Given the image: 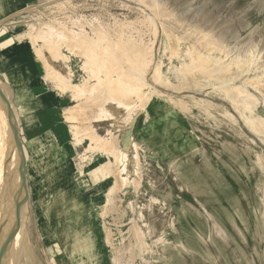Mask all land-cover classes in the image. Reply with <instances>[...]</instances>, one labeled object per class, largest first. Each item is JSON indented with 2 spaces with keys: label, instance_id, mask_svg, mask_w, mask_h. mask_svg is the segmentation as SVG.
<instances>
[{
  "label": "rangeland",
  "instance_id": "obj_1",
  "mask_svg": "<svg viewBox=\"0 0 264 264\" xmlns=\"http://www.w3.org/2000/svg\"><path fill=\"white\" fill-rule=\"evenodd\" d=\"M2 4L1 50L27 42L57 93L23 121L0 62L25 151L20 254L32 233L34 264H264V0Z\"/></svg>",
  "mask_w": 264,
  "mask_h": 264
},
{
  "label": "bare ground",
  "instance_id": "obj_2",
  "mask_svg": "<svg viewBox=\"0 0 264 264\" xmlns=\"http://www.w3.org/2000/svg\"><path fill=\"white\" fill-rule=\"evenodd\" d=\"M55 2V1H54ZM153 2V0H152ZM147 5V4H146ZM160 7V6H159ZM151 8V7H150ZM157 9V8H156ZM163 10V9H162ZM165 10V9H164ZM152 11V10H151ZM20 12V11H19ZM150 17V16H149ZM164 17V16H163ZM162 19V17H161ZM165 19V18H164ZM146 20V19H145ZM79 22V21H78ZM77 22V23H78ZM87 22V21H86ZM154 22V21H153ZM168 22V21H167ZM90 24V23H89ZM76 26V25H75ZM162 27V26H161ZM116 34V33H115ZM193 36V35H192ZM60 38V37H59ZM110 38V37H109ZM108 38V39H109ZM196 38V37H195ZM198 39V38H197ZM48 41V40H47ZM75 41V40H74ZM84 41V40H83ZM87 41V40H86ZM90 41V40H89ZM74 43V42H73ZM77 43V42H76ZM197 43V42H196ZM49 44V43H48ZM88 44V43H87ZM153 44V43H152ZM69 45V44H68ZM75 45V44H74ZM81 45V44H80ZM194 45V43H193ZM50 46V45H49ZM79 46V45H78ZM226 46V45H225ZM53 47V46H52ZM57 47V46H56ZM75 47V46H74ZM74 47L72 48L74 50ZM82 48V47H80ZM89 48V47H88ZM187 48V47H186ZM225 48V47H224ZM227 48V47H226ZM83 49V48H82ZM193 49V48H192ZM206 49V48H205ZM240 49V48H239ZM71 50V49H70ZM76 50V48H75ZM187 50V49H186ZM250 50H253V49H250ZM189 50L185 51L186 53L188 52ZM208 51V49H207ZM54 52V51H53ZM83 52V51H82ZM88 52V51H87ZM92 52V51H91ZM193 52V51H191ZM196 52V51H195ZM251 51H249V58H252L253 54H255V51H253L254 53L251 54L250 53ZM78 53V52H77ZM257 53V52H256ZM57 54V53H56ZM201 52L198 54L200 55ZM204 54V53H203ZM251 54V55H250ZM58 55V54H57ZM84 55V53H83ZM95 55V54H94ZM197 55V56H198ZM202 55V54H201ZM217 55V54H216ZM235 55V54H234ZM52 56V54H51ZM190 56V55H189ZM192 56H193V53H192ZM191 56V57H192ZM197 56L195 55L196 57V60H197ZM204 56V55H203ZM207 56V55H206ZM240 56V55H238ZM238 56L236 58H238ZM95 57V56H94ZM194 57V56H193ZM214 57V56H213ZM218 58L220 57V55L218 54L217 56ZM241 57V56H240ZM98 58V57H97ZM111 58V57H110ZM221 58V57H220ZM56 59V58H55ZM115 59V58H114ZM200 59V58H199ZM239 59V58H238ZM237 59V60H238ZM101 60V59H100ZM103 60V59H102ZM191 60V59H190ZM193 60H195L193 58ZM203 60V59H202ZM225 60V59H224ZM242 61V59H240ZM238 60V61H240ZM151 61V60H150ZM198 61V60H197ZM118 62V61H117ZM194 62V61H193ZM204 62V61H203ZM213 62V61H212ZM190 63V62H189ZM197 63V62H196ZM195 63V64H196ZM199 63V61H198ZM197 63V64H198ZM201 63V62H200ZM210 63V62H209ZM223 63V62H222ZM238 63V62H237ZM93 65V64H92ZM98 65V64H96ZM203 65V64H202ZM201 65V66H202ZM197 66V65H196ZM95 67V65H94ZM184 68H189L190 67H184ZM183 68V69H184ZM192 68V66H191ZM131 69V68H130ZM129 69V70H130ZM202 69V68H201ZM218 69V68H217ZM188 70V69H187ZM117 71V70H116ZM185 71V69H184ZM194 71V70H193ZM217 71V70H216ZM213 72H215L213 70ZM222 72V70H221ZM106 73V72H105ZM157 73V72H156ZM219 73V72H218ZM185 74V73H184ZM210 74V73H209ZM219 75V74H218ZM120 76V75H119ZM187 76V75H186ZM220 76V75H219ZM160 77V76H159ZM213 77H216V76H213ZM198 78V77H197ZM201 78V77H200ZM208 78V77H207ZM121 79V78H120ZM118 79V80H120ZM126 79V78H125ZM137 79V78H136ZM117 80V82H118ZM138 81H139V78H138ZM256 81V80H255ZM121 82L123 83V80H121ZM141 83V81H139ZM120 83V82H119ZM128 83V82H127ZM132 83V81H131ZM136 83V82H135ZM134 83V84H135ZM252 83V82H251ZM257 83V82H256ZM133 84V83H132ZM137 84V83H136ZM143 84V83H142ZM186 84V82H185ZM210 84V83H209ZM249 84V83H248ZM125 86V85H124ZM131 86V85H130ZM179 86V85H178ZM184 86V85H183ZM243 86V85H242ZM241 86V87H242ZM121 87V85L119 86ZM118 87V89H119ZM239 87V86H238ZM239 87V88H241ZM133 88V87H132ZM237 91H240L242 94V88ZM82 90V89H81ZM127 90V88H126ZM7 91V90H6ZM244 92V91H243ZM231 93V92H230ZM239 93V92H237ZM90 94V93H89ZM94 94V93H93ZM245 94V93H244ZM82 95V94H81ZM235 95V94H234ZM237 95V94H236ZM106 96V94H105ZM104 96V97H105ZM107 96H109L107 94ZM106 96V97H107ZM246 96V95H245ZM244 96V97H245ZM248 96V94H247ZM86 97V96H85ZM239 97V96H238ZM87 98V97H86ZM111 98V96H110ZM240 98V97H239ZM243 98V97H242ZM107 99V98H106ZM245 99V98H244ZM243 99V100H244ZM249 99V98H248ZM91 100V99H89ZM105 100V99H104ZM239 100V99H238ZM247 100V98H246ZM108 102V100H106ZM254 101V100H253ZM103 102V101H102ZM105 102V101H104ZM111 102V101H110ZM245 102V100H244ZM112 103V102H111ZM235 103V102H234ZM249 103V102H248ZM251 103V102H250ZM255 103V102H254ZM101 104V103H100ZM110 104V103H109ZM106 105V103L104 104ZM105 107V106H104ZM102 107V108H104ZM115 108V107H114ZM106 108H104L105 110ZM112 109V108H111ZM119 109V108H118ZM108 110V109H107ZM107 110H105L107 112V114H109L110 112H108ZM113 110V109H112ZM115 110V109H114ZM246 110V109H245ZM101 111V110H100ZM104 113V111H102ZM105 112V113H106ZM112 113V112H111ZM82 115V114H81ZM111 115V114H110ZM118 117V116H117ZM260 120H262L260 118ZM256 121V120H255ZM261 122V121H260ZM264 122V121H263ZM262 122V125H263V128H264V124ZM256 124H258V122H256ZM261 124V123H260ZM0 125L3 126L4 129L7 130V132L9 133L10 135V138H11V142L13 143L15 149H16V152H17V144L14 142L13 140V131L11 130V128L9 127V125L4 122L1 118H0ZM257 128V127H256ZM85 130V129H84ZM86 132V131H85ZM6 139L7 137L0 131V177L3 178L2 181H1V185H0V216L2 217V225H3V230L5 231L7 229V225L8 223L6 222L5 223V219L8 215V211L9 209L12 207V205L14 204V202L16 201V199L18 198V196L20 195L21 193V186H20V183H19V179H18V164H17V160H16V152L12 149V144L11 142L7 139V143H6ZM97 140V139H96ZM116 141V140H115ZM114 140L112 142H115ZM8 145V146H7ZM112 146V145H111ZM121 152V151H119ZM117 153V151H116ZM122 154V153H120ZM119 154L120 158L121 155ZM125 154V153H124ZM124 156V155H123ZM118 157V155H117ZM12 162V164H11ZM122 162V161H120ZM134 164V163H133ZM14 166V168H13ZM124 170V169H123ZM115 174V173H114ZM117 176V175H116ZM119 178V177H118ZM116 179V177H115ZM118 180V179H117ZM135 183V182H134ZM115 184V183H114ZM15 188V189H14ZM9 200L11 202H9ZM24 204L25 202L21 203L19 205V207L17 208L16 212H15V215H14V227H13V230L9 236V238L7 239V241L5 242L4 246H3V249H2V252H1V255H2V262L1 264H17V261H18V256L20 254V247H21V242L23 240V236L25 235L26 231H27V228H25V222H24V214H25V210H24ZM1 219V218H0ZM215 224V228H216V231L218 232V234H220L222 236V232H221V229L220 227L218 226V224L214 223ZM219 227V228H218ZM141 235V234H140ZM142 237V236H141ZM129 242V241H128ZM145 245V244H144ZM133 254V253H132Z\"/></svg>",
  "mask_w": 264,
  "mask_h": 264
},
{
  "label": "crops",
  "instance_id": "obj_3",
  "mask_svg": "<svg viewBox=\"0 0 264 264\" xmlns=\"http://www.w3.org/2000/svg\"><path fill=\"white\" fill-rule=\"evenodd\" d=\"M2 1L6 2V0H0V21L7 15L6 9H8L7 5L3 6ZM17 43L18 44L10 50L5 51L0 48V62L5 60L7 63H10V66H12L10 79L14 81L12 87H15V90L20 93L18 96L21 98L20 106L22 120L26 122L38 121L42 123L48 108L51 109L53 113H56L57 93H55V91L52 92L53 90L51 92L47 91L45 86L41 83L43 80L36 77V74L39 75L40 73L37 66H34L33 69V63H37V57H33L32 50L28 46V43L26 42L25 44L24 41H18ZM16 119L19 126V119L17 117ZM43 128V126H39V129ZM31 234L32 233H29L28 237L32 248L29 251V256L25 257L24 253L20 254L19 257L22 261L21 264H34L33 261L36 251L33 247Z\"/></svg>",
  "mask_w": 264,
  "mask_h": 264
},
{
  "label": "water",
  "instance_id": "obj_4",
  "mask_svg": "<svg viewBox=\"0 0 264 264\" xmlns=\"http://www.w3.org/2000/svg\"><path fill=\"white\" fill-rule=\"evenodd\" d=\"M0 105L2 110L4 111L6 115L7 121L10 123L13 129V140L17 144V153H16V160L18 164V179L21 186V193L12 205V207L8 211V215L5 219V223L7 222V229L4 231L3 226L0 228V264L2 262V249L9 238L13 227H14V215L19 207V205L26 201L28 197V190H27V180H26V167H25V160H24V147L21 140L20 132H19V126L17 123V119L15 118L13 112L11 111V108L9 107V103L7 100V97L3 91V87L0 82Z\"/></svg>",
  "mask_w": 264,
  "mask_h": 264
}]
</instances>
